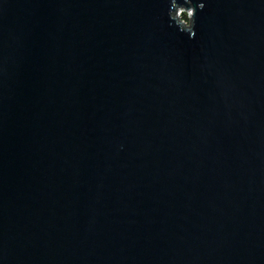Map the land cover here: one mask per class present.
Segmentation results:
<instances>
[{
	"label": "water",
	"instance_id": "water-1",
	"mask_svg": "<svg viewBox=\"0 0 264 264\" xmlns=\"http://www.w3.org/2000/svg\"><path fill=\"white\" fill-rule=\"evenodd\" d=\"M199 2L0 0V264H264V0Z\"/></svg>",
	"mask_w": 264,
	"mask_h": 264
},
{
	"label": "clouds",
	"instance_id": "clouds-1",
	"mask_svg": "<svg viewBox=\"0 0 264 264\" xmlns=\"http://www.w3.org/2000/svg\"><path fill=\"white\" fill-rule=\"evenodd\" d=\"M197 9L204 11L205 4L203 2L194 3V0H169L166 17L168 26L176 28L179 33H187L189 39L196 38L198 34Z\"/></svg>",
	"mask_w": 264,
	"mask_h": 264
}]
</instances>
